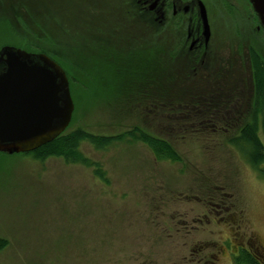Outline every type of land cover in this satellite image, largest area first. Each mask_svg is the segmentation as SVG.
<instances>
[{
  "label": "rangeland",
  "instance_id": "374dc122",
  "mask_svg": "<svg viewBox=\"0 0 264 264\" xmlns=\"http://www.w3.org/2000/svg\"><path fill=\"white\" fill-rule=\"evenodd\" d=\"M25 1L63 47L79 49L84 66V55L95 54L84 38L99 20L92 7L115 6V18L120 14V23L136 27V39L152 37L146 24L138 28L140 18L126 17L127 0ZM207 5L212 30L229 33L225 20ZM131 35L125 40H133ZM117 38L114 42L123 45ZM159 43L157 82L140 79L133 85L144 100L131 96L107 111L101 98L105 84L114 83L107 93L113 97L125 81L116 74L102 79L107 70L103 73L99 62L98 81L85 82L100 98H90L86 85H77L67 131L117 136L140 127L171 143L181 161H158L142 142L127 137L98 150L82 143L80 152L105 173L101 180L94 167L61 158L0 154V264H235L241 248L264 257V166L258 172L232 144L233 135L191 115L193 84L200 86L179 74L189 66L172 59L169 34ZM148 59L136 53L132 62L145 69ZM209 90L198 91L208 99Z\"/></svg>",
  "mask_w": 264,
  "mask_h": 264
},
{
  "label": "trees",
  "instance_id": "16d2710c",
  "mask_svg": "<svg viewBox=\"0 0 264 264\" xmlns=\"http://www.w3.org/2000/svg\"><path fill=\"white\" fill-rule=\"evenodd\" d=\"M30 1L33 2V0ZM27 3L29 2L25 0H20L19 3H15L13 0H0V47L10 45L15 48L23 49L28 53H44L49 58H52L61 69H64L67 79H69L71 99L72 90L79 84L86 85L85 89H87V92L90 94V98H100L99 94L96 92L93 93L90 89L91 84L88 86L86 83H95L98 81L97 63L99 62L104 64L102 66L103 73L107 70L102 79H105L109 74H116L117 77L123 76L125 81L124 84H120L121 86H116L117 95H113V97L107 95V93L114 83L105 84V94L101 95V98L107 102V111H114L115 105H125L126 103L123 101H129L131 96L137 99L141 97V100H144L139 88L133 86H139L138 82L140 79H144L145 82H147L148 79H153L157 82L158 77L155 75L158 71L156 70L157 64H155L157 53L155 52L159 51V49L154 42V33H152L153 38L150 37L148 40L142 38L136 39V37H138L136 34H139L137 31H133L136 27L131 28L132 26L128 24L126 26L120 23L118 20V18L122 20L120 14L117 19L115 18V13H113V11H115V6H112L109 10L106 8L108 6H104L105 8H91L94 10L95 14L93 18H98L101 22L94 19V26L92 29L88 28L86 32L89 36H84L85 40H89V44L93 47L92 51L95 52L93 56H88V53L84 55L83 62H87V65L84 66L83 64L81 65L80 59L77 57V51L79 49L75 47L74 44L70 47H63L62 42L56 40L51 34L52 30H50V27L42 23L35 14L29 13L35 6L30 4L27 6ZM123 3L124 2H122V4ZM127 6V10L125 11L126 17L128 16L127 18H140L136 21L138 22V28L142 27L138 24H146L150 30H152V23L146 13L142 14L136 11L135 13V6L132 5L131 1ZM85 15L86 14L81 13L80 18L82 17L85 19ZM71 16L74 18L73 13ZM126 17H124V19H126ZM130 32L134 34L131 35L133 40H125V37L127 38ZM116 37H118L117 41H122L123 45L114 42L116 41ZM114 44L118 45V48H116L117 46ZM160 50H162V48ZM136 53H141L146 58L150 57L152 59L146 61L147 66L145 69L136 67L135 63L132 62ZM112 60L116 61L117 64L113 65L110 63ZM255 62L256 68H254L252 79L255 84L256 93L254 112H256L258 116L256 115L250 121L246 120L239 136L232 139V144L241 148L240 150L245 156L247 163L259 172L260 167L262 165L264 166V67L261 61L257 60ZM145 102L146 101H144V103ZM72 120L73 117L71 121ZM67 130L68 128L63 134L56 137L50 143L34 150V152L24 153V155H31L39 161H45V159L48 158H61L65 162L71 164L79 163L86 167L92 166L94 167V174L101 180H105V173L102 172L98 164L87 160L80 152L82 143H89L98 150L105 148L109 144L123 141V139L127 137L131 141L142 142L158 161H181L176 149L173 148L171 143L162 137L159 138L154 134L147 133L140 127H134L124 134L119 133L117 136L95 135L81 128H76L70 132ZM3 244L4 242H1L0 247H2ZM233 263L264 264V257L258 256L254 251L241 248L238 250L237 255L234 256Z\"/></svg>",
  "mask_w": 264,
  "mask_h": 264
},
{
  "label": "flooded vegetation",
  "instance_id": "af4514ba",
  "mask_svg": "<svg viewBox=\"0 0 264 264\" xmlns=\"http://www.w3.org/2000/svg\"><path fill=\"white\" fill-rule=\"evenodd\" d=\"M128 1L136 12L146 13L150 18L154 42L159 43L163 35L169 34L172 59L179 66H189L187 70L179 68L178 72L184 74L183 78L192 76L200 86L197 89L193 84L196 102L191 115L196 114L198 123L208 121L221 133L239 136L246 120L257 115L252 79L255 61H261L264 67V27L249 0ZM199 3L205 9L208 37L204 35ZM208 3L215 16L225 20L229 33L212 30ZM157 47L161 49L160 43ZM201 87L212 92L208 99L199 93Z\"/></svg>",
  "mask_w": 264,
  "mask_h": 264
},
{
  "label": "water",
  "instance_id": "95a60500",
  "mask_svg": "<svg viewBox=\"0 0 264 264\" xmlns=\"http://www.w3.org/2000/svg\"><path fill=\"white\" fill-rule=\"evenodd\" d=\"M264 27V0H249ZM200 5L204 35L205 9ZM74 103L64 69L44 53L0 47V154L31 153L65 132Z\"/></svg>",
  "mask_w": 264,
  "mask_h": 264
}]
</instances>
